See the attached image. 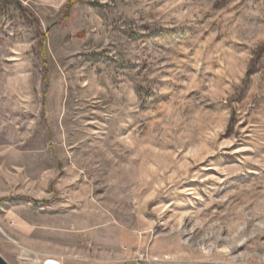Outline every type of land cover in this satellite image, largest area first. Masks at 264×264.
I'll use <instances>...</instances> for the list:
<instances>
[{"label": "rangeland", "instance_id": "1", "mask_svg": "<svg viewBox=\"0 0 264 264\" xmlns=\"http://www.w3.org/2000/svg\"><path fill=\"white\" fill-rule=\"evenodd\" d=\"M142 255L264 264V0H0V256Z\"/></svg>", "mask_w": 264, "mask_h": 264}, {"label": "built area", "instance_id": "2", "mask_svg": "<svg viewBox=\"0 0 264 264\" xmlns=\"http://www.w3.org/2000/svg\"><path fill=\"white\" fill-rule=\"evenodd\" d=\"M146 261L148 262L149 260L144 258V255H142V256H138V258H134L133 260H131L130 264H144ZM37 264H51V263L46 261V262H43V263L38 262Z\"/></svg>", "mask_w": 264, "mask_h": 264}, {"label": "trees", "instance_id": "3", "mask_svg": "<svg viewBox=\"0 0 264 264\" xmlns=\"http://www.w3.org/2000/svg\"><path fill=\"white\" fill-rule=\"evenodd\" d=\"M11 1H13V0H11ZM81 1H84V0H69V4L71 6V5L75 4L76 2H81Z\"/></svg>", "mask_w": 264, "mask_h": 264}, {"label": "water", "instance_id": "4", "mask_svg": "<svg viewBox=\"0 0 264 264\" xmlns=\"http://www.w3.org/2000/svg\"><path fill=\"white\" fill-rule=\"evenodd\" d=\"M0 264H7V262L0 256Z\"/></svg>", "mask_w": 264, "mask_h": 264}, {"label": "bare ground", "instance_id": "5", "mask_svg": "<svg viewBox=\"0 0 264 264\" xmlns=\"http://www.w3.org/2000/svg\"><path fill=\"white\" fill-rule=\"evenodd\" d=\"M240 212V211H239ZM202 227V226H201ZM226 233V232H225ZM241 234V233H240ZM236 238V237H235ZM237 248V247H236ZM228 252V251H227ZM229 253V252H228Z\"/></svg>", "mask_w": 264, "mask_h": 264}]
</instances>
